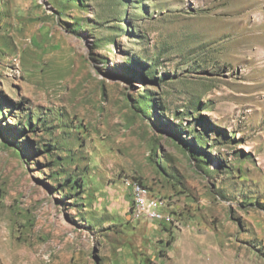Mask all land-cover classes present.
<instances>
[{
    "label": "rangeland",
    "instance_id": "rangeland-1",
    "mask_svg": "<svg viewBox=\"0 0 264 264\" xmlns=\"http://www.w3.org/2000/svg\"><path fill=\"white\" fill-rule=\"evenodd\" d=\"M0 264H264V0H0Z\"/></svg>",
    "mask_w": 264,
    "mask_h": 264
},
{
    "label": "built area",
    "instance_id": "built-area-1",
    "mask_svg": "<svg viewBox=\"0 0 264 264\" xmlns=\"http://www.w3.org/2000/svg\"><path fill=\"white\" fill-rule=\"evenodd\" d=\"M133 188H135L136 202H132V216L135 219H145L162 223V217L166 215L164 210L165 206L162 202H158L147 195L140 194L135 185H133Z\"/></svg>",
    "mask_w": 264,
    "mask_h": 264
},
{
    "label": "bare ground",
    "instance_id": "bare-ground-1",
    "mask_svg": "<svg viewBox=\"0 0 264 264\" xmlns=\"http://www.w3.org/2000/svg\"><path fill=\"white\" fill-rule=\"evenodd\" d=\"M135 186L138 188V192L140 193V194H142V195H147V196H149L150 198H152V199H154V200H157L158 202H162V204L165 206V203L162 201V200H160V199H157V198H154L153 196H152V193L150 192V190L149 189H147V187L146 186H144V185H142V184H135ZM132 192H133V198H134V200H133V202H136V195H135V188H133L132 189ZM168 213H166V215H164L163 217H162V222H172V219H171V217L170 216H168L167 215ZM174 222V221H173Z\"/></svg>",
    "mask_w": 264,
    "mask_h": 264
},
{
    "label": "trees",
    "instance_id": "trees-1",
    "mask_svg": "<svg viewBox=\"0 0 264 264\" xmlns=\"http://www.w3.org/2000/svg\"><path fill=\"white\" fill-rule=\"evenodd\" d=\"M74 0H72V2H73ZM75 1H79V0H75Z\"/></svg>",
    "mask_w": 264,
    "mask_h": 264
}]
</instances>
